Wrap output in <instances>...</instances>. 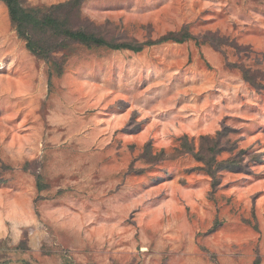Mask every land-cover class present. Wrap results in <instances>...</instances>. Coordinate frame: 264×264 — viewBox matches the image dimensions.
I'll use <instances>...</instances> for the list:
<instances>
[{"label": "rangeland", "instance_id": "1", "mask_svg": "<svg viewBox=\"0 0 264 264\" xmlns=\"http://www.w3.org/2000/svg\"><path fill=\"white\" fill-rule=\"evenodd\" d=\"M81 23L117 41L195 39L70 43L55 65L0 2L4 264H264V0H85ZM183 136L215 138L244 170L212 192L202 162L175 157Z\"/></svg>", "mask_w": 264, "mask_h": 264}, {"label": "trees", "instance_id": "2", "mask_svg": "<svg viewBox=\"0 0 264 264\" xmlns=\"http://www.w3.org/2000/svg\"><path fill=\"white\" fill-rule=\"evenodd\" d=\"M0 2L7 6L10 20L18 37L24 40L26 48L41 59L48 62L54 60L55 65L59 64L54 58L55 54L68 47L70 43H80L88 47H106L113 50L128 49L141 52L147 46L167 42L183 43L195 39L189 31L183 29L170 31L159 38L148 39L143 42L110 40L106 35L81 23V8L85 0H67L48 7L29 6L27 0H0ZM212 36L206 35L204 40L215 47H220L227 42L224 38ZM244 75L253 86H256L245 72ZM51 77L52 74H50ZM222 151V145L219 141L209 136L200 137L198 149L195 147L194 139H189L188 136L179 138V145L174 148L175 157L192 154L204 164L201 168L212 177V192H215L219 185L217 176L219 172L226 169L240 172L244 170L241 160L236 157L218 160L217 157ZM37 186L39 190L45 186L41 182L40 175H37ZM0 263H9V260L0 256Z\"/></svg>", "mask_w": 264, "mask_h": 264}]
</instances>
